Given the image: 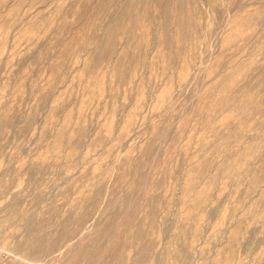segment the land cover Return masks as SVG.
Returning <instances> with one entry per match:
<instances>
[{
    "label": "rangeland",
    "instance_id": "rangeland-1",
    "mask_svg": "<svg viewBox=\"0 0 264 264\" xmlns=\"http://www.w3.org/2000/svg\"><path fill=\"white\" fill-rule=\"evenodd\" d=\"M0 264H264V0H0Z\"/></svg>",
    "mask_w": 264,
    "mask_h": 264
},
{
    "label": "bare ground",
    "instance_id": "bare-ground-1",
    "mask_svg": "<svg viewBox=\"0 0 264 264\" xmlns=\"http://www.w3.org/2000/svg\"><path fill=\"white\" fill-rule=\"evenodd\" d=\"M166 2H167V0H166ZM170 2H171V1H170ZM181 3H182V2H181ZM179 5L182 6V5H184V3H183L182 5L179 3ZM183 7H184V6H183ZM183 7H182V8H183ZM185 7H186V6H185ZM182 10H184V9H181V11H182ZM167 11H168V10H167ZM185 12H186V11H185ZM185 12H183V13H185ZM183 15H184V14H183ZM186 17H187V16H186ZM186 19H187V18H186ZM118 25H119V24H118ZM119 26H120V25H119Z\"/></svg>",
    "mask_w": 264,
    "mask_h": 264
}]
</instances>
